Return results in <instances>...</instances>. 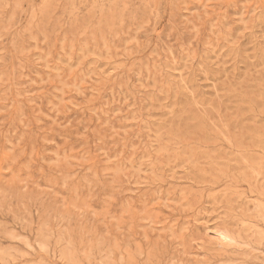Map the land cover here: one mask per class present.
<instances>
[{
  "label": "rangeland",
  "instance_id": "obj_1",
  "mask_svg": "<svg viewBox=\"0 0 264 264\" xmlns=\"http://www.w3.org/2000/svg\"><path fill=\"white\" fill-rule=\"evenodd\" d=\"M0 264H264V0H0Z\"/></svg>",
  "mask_w": 264,
  "mask_h": 264
}]
</instances>
